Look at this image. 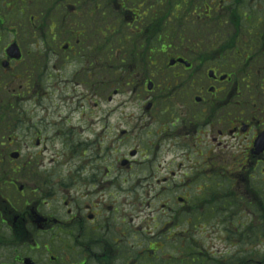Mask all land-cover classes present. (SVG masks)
I'll list each match as a JSON object with an SVG mask.
<instances>
[{"label":"flooded vegetation","instance_id":"flooded-vegetation-1","mask_svg":"<svg viewBox=\"0 0 264 264\" xmlns=\"http://www.w3.org/2000/svg\"><path fill=\"white\" fill-rule=\"evenodd\" d=\"M7 1L0 11L5 33ZM52 1V10L68 11L76 25L58 27L52 11L42 20L31 17V27L40 35L74 36L82 26L84 42L59 49L49 82L67 67L69 82L105 96L108 68L124 64L133 74L156 65L157 32L164 35L166 62L173 63L168 69L180 70L163 77L156 93L146 89L149 79L129 78L132 104L144 98L145 107L95 103L97 113L76 117L71 108L63 118L54 108L51 131L68 155L48 157L49 125L26 122L22 106L31 95L38 102L42 69L35 60L24 66L25 58H8L10 44H0V76L14 74L0 77V88L5 80L21 82L18 95L0 92V140L6 138L0 143V264H264V149L254 145L264 136V0H132L130 8L124 0ZM124 22L131 32L121 36ZM186 28L195 43L187 50L173 46L184 42ZM107 30L118 37L114 63ZM42 48L35 47L36 57ZM203 68L205 76L184 75ZM121 91L117 84L115 97ZM155 123L165 126L167 156L152 151L154 139L144 134ZM108 137L114 139L107 147ZM257 179L263 192L253 197Z\"/></svg>","mask_w":264,"mask_h":264},{"label":"rangeland","instance_id":"rangeland-1","mask_svg":"<svg viewBox=\"0 0 264 264\" xmlns=\"http://www.w3.org/2000/svg\"><path fill=\"white\" fill-rule=\"evenodd\" d=\"M35 1L36 2H32V6H34L33 3H35L38 7H39V4H41L44 7V12L48 8L51 7V4L45 3L44 0H35ZM66 2L68 5L70 4L68 0ZM64 5H66V3ZM127 6L130 8L129 5H127ZM25 7H27V6L25 5ZM6 8L10 10L11 4L7 3ZM7 9H6V13L8 14L10 11ZM0 11H2L1 0H0ZM64 11L66 12V10H64ZM12 13H13V15L16 13L23 15L24 9L20 8L17 11H14V12L12 11ZM39 14L40 13L38 12V9L34 7L31 9V11H28L27 14L22 19L17 18L13 22H11L12 19L7 20L6 21V35L1 36V38H0V44H2V45H8L9 43H12V41L13 42L14 41L19 42L20 46L25 51V59H24V62L22 63L24 66H27L30 63L29 59L32 56H34L33 54L35 53V51H34L35 47L36 46H43L44 42L47 41L44 39L46 36L40 35V33L38 31L34 30V27H31L30 16L36 15V17L38 19V17L40 16ZM58 18H59V22H60L61 17H58ZM67 18H70V17H67ZM88 18H89V16H88ZM77 21H78V23H82L83 20L77 19ZM68 22H70L69 19H68ZM62 24L63 23H59V26ZM72 24L76 25V23H69L65 30H67L68 28H71ZM38 27L39 26H37V28ZM60 27H62V26H60ZM167 27H169V24L167 25ZM1 30L3 31L5 29L2 28ZM185 30H186V32L184 34H186V35H185L184 42L180 44L179 43L180 41L177 39L173 42V46H175L179 49L187 50V48L190 47L191 42L195 43L197 37L194 34L191 35L192 33L188 32L187 28ZM130 32H131V30L127 26V23L124 22V24L121 28V35H125L126 33H130ZM11 33H15V35H13ZM187 33H189V34H187ZM56 35H57L56 41L53 42V44L50 43V40L47 41V43H48L47 50H45V48H44L45 52L41 58H37L36 56H34V60L39 64V67L42 69L43 75H44V77H42V80H41L42 90H41L40 95L38 97V102L31 101L32 95L28 96L27 100L22 101V106L24 107V110H23L24 116H26L28 118V120L26 122H28L30 118H34V122H38V123L43 122V123L49 125L48 131L46 132L48 134V138H46L48 141L45 143V145H47V151H46V153H44V155H46L48 157L54 156V155H56V156L57 155H59V156L68 155V152L63 153L65 149L60 147V145L56 142V139L53 137L54 132L51 131L52 129L54 130L52 124H54L56 121H58L57 116L52 115V110L54 108L59 109V115L63 118L64 115H66L69 112L68 109H71V108L77 109L76 111H74L76 117H78V114L80 112L88 113L89 110H91L93 112V114L97 113L96 111H94V108L96 107L95 103L98 104L99 108H103V109L118 108V107H121V108L145 107V105L143 106L144 98L141 100H138L137 98H135V101L132 104L133 101L131 100V98L134 97V95H133L131 83L129 81V76L131 75V68L129 66H125L124 64H122V65L118 64L119 67H113L111 71H109V68H108V73H107V78H106L107 82L105 83V86L102 89V90L106 91V95L105 96L101 95V97H100L101 99L94 96L91 93V91L86 90L87 91L86 92L85 90H83V88L81 86H79L76 82H69L70 81L69 75H71V73L67 67H65L63 70H61V72L58 75L56 74L55 69H54L56 77H54L49 82L46 77L53 73L52 66L55 65V63H54V60L56 59L55 54L57 52H59V49L62 46L66 45L68 43H71V44L75 43V41H71V40L67 39L68 36H66V35L58 34V33H56ZM40 38H41V40H40ZM39 44H41V45H39ZM119 52H120V50H118V53H117V49H115L114 47L108 52L109 56H112L111 61L113 63L117 60ZM173 52H174V50H171L169 53H173ZM116 53H117V56H116ZM28 54H30V56H28ZM154 58H155V56H154ZM157 60H158V62L156 64L157 68H154L153 66H149V67L145 66V68L138 66L137 68L134 69V71L135 70L137 71L134 73V75L135 76L137 75L139 77L146 76L145 78L153 80L154 83H156V86H161L162 81H164L163 77L176 74V71L180 70V68L167 70L168 68L165 67V65H164V62L166 61L165 55H159V56L157 55ZM22 64L20 66H16L15 70L12 72L13 73L15 72L18 74L22 70ZM43 67H44V69H43ZM207 70H208V68H203L200 74L192 73V72H184V75L187 76L190 74H194V75L205 76L207 73ZM217 71L221 75L229 73L228 68H218ZM13 75L14 74L7 75V72H6V75H2L0 77L6 78V76H8L10 78H13ZM116 77H117V79H122L123 86L122 85L119 86L122 88L120 95L117 97H114L113 91H114L115 87L117 86V84L115 83ZM20 83L21 82L19 79H16L15 81H10V82L5 80L4 82L1 83L0 92H5V93L10 92V93H15L16 95H18L19 90H20L19 89ZM56 83H58V88H59V90H57V91L53 88V87H56ZM118 84H120V83H118ZM161 87H163V86H161ZM73 90L76 91V93H73ZM2 94H4V93H2ZM108 96H112L114 98V101H112V102L108 101ZM83 97H85V98H83ZM140 97H141V95H140ZM44 108H47L48 111H45ZM102 112H104V114H105L104 117L109 118L108 112H106V111H102ZM0 118H2V117L0 116ZM117 118H118V114L114 113V115L111 117L109 122L112 123V125H115L116 123H118L116 121ZM24 123H25V121H24ZM164 131H165L164 124L155 123L150 128V130L148 132L144 133V134L149 135V139H154L151 141L149 147H152V151L156 150L155 153L159 156H161V155L167 156L168 155L166 153V150H165V147H167L166 145L168 144V139H166L165 135H163ZM115 134H117L116 131L107 132L108 136H114ZM157 134H159V136H157ZM110 139H114V138L108 137L106 139V143H107L106 146L107 147H108V144L110 143L109 142ZM4 141L5 140H0V143L4 142ZM155 146H156V148H155ZM128 148H130V147H128ZM126 149L127 148H125V150ZM12 150H13V148L11 149V151ZM18 150H20V149H18ZM40 150H41L40 148L33 147L31 151L33 153H37ZM23 152H25V149H23ZM10 153L11 152H8V150H6V148L3 149V155L10 154ZM64 161H66V160H64ZM228 167H230V166H228ZM232 171H234V170H232ZM259 182H261V180L257 179L255 181H253V184L256 188H260V191H262L263 187L260 186ZM250 195H253V197L255 196L254 192H251ZM242 217L244 220H246L244 215Z\"/></svg>","mask_w":264,"mask_h":264},{"label":"water","instance_id":"water-1","mask_svg":"<svg viewBox=\"0 0 264 264\" xmlns=\"http://www.w3.org/2000/svg\"><path fill=\"white\" fill-rule=\"evenodd\" d=\"M8 53L12 58L19 59L21 57L19 47L16 44L11 46V48L8 50ZM255 147L257 148L258 152L264 149V136H261L257 139Z\"/></svg>","mask_w":264,"mask_h":264},{"label":"trees","instance_id":"trees-1","mask_svg":"<svg viewBox=\"0 0 264 264\" xmlns=\"http://www.w3.org/2000/svg\"><path fill=\"white\" fill-rule=\"evenodd\" d=\"M128 2H132V1H131V0H128ZM161 3H162V0H156V1H155V4H156V5H160ZM159 11H161V9H160ZM50 38L53 39V38H55V37H52V36H51ZM235 198H236V200H237V197H236V196H235Z\"/></svg>","mask_w":264,"mask_h":264}]
</instances>
